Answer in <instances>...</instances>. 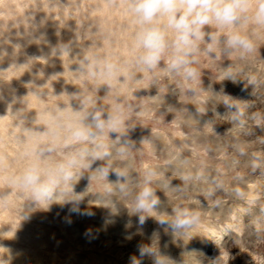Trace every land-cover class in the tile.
I'll return each mask as SVG.
<instances>
[{
	"label": "rangeland",
	"instance_id": "374dc122",
	"mask_svg": "<svg viewBox=\"0 0 264 264\" xmlns=\"http://www.w3.org/2000/svg\"><path fill=\"white\" fill-rule=\"evenodd\" d=\"M127 2L0 0V257L9 264H131L156 231L158 253L173 264H264V25L249 11L235 27L206 26L216 40L200 43L192 65L198 76L184 79L165 70L167 57L154 71L133 64L136 25ZM248 2L254 10L258 0ZM232 31L254 50L228 47ZM109 63L119 69L112 76ZM89 99L106 115L117 106L124 113L120 141L106 134L104 142L113 169L127 171L119 183L129 195L114 171L91 178L107 164L96 161L74 186L84 197L81 212L94 215L70 213L71 205L43 210L11 177L31 162L47 116L78 111ZM79 147L61 144L45 163ZM149 171L159 204L136 234L138 217L129 213ZM113 204L115 216L106 207ZM177 209L199 219L173 233L158 218L172 220Z\"/></svg>",
	"mask_w": 264,
	"mask_h": 264
},
{
	"label": "clouds",
	"instance_id": "9594fccd",
	"mask_svg": "<svg viewBox=\"0 0 264 264\" xmlns=\"http://www.w3.org/2000/svg\"><path fill=\"white\" fill-rule=\"evenodd\" d=\"M125 11L136 25L133 34V49L136 53L133 64L141 71H154L167 57L165 70L184 79H196L198 76L197 69L192 65L197 62L200 43L206 36L212 41L216 40L215 35L205 32L206 26L215 24L218 28L235 27L242 20L249 19V11H252V19L256 24L264 25V0H258L254 10L248 0H128ZM225 43L230 48H241L247 52L254 50L252 41L237 31L229 32ZM118 71L116 65H107V75L112 76ZM46 123L47 128L36 133L44 139L33 149L31 162L21 173L11 177L12 183L31 194L35 206L50 210L54 204L71 205L70 213L94 215L90 209L81 212L79 205L84 197L74 191V186L83 170L90 169L96 161H107V164L98 167L91 178L105 179L110 171H114L119 190L125 196L129 195L128 184L119 183L126 179L127 171L113 169V153L104 142L106 134H119L115 136L119 142L125 132V118L120 106L106 115L89 99L78 111L60 109L55 114H49ZM61 144L80 147L63 160L46 164L49 155ZM126 155V147H120L116 152L118 158ZM154 176L156 173L149 171L143 186L133 197L129 215L138 217L136 234L142 232V227L150 216L156 215L159 200L149 186ZM106 207H110V215L119 214V209L114 204ZM198 219L199 213L177 209L174 219L159 217L158 223L167 225L176 233L192 227ZM125 227L132 228V221L129 220ZM132 235L129 234L126 238L131 239ZM150 239V243L138 245L139 258L131 257V264H140L144 257L150 258L152 264H173L169 257L158 253L155 247L158 232L154 231ZM0 264H9V261L0 257Z\"/></svg>",
	"mask_w": 264,
	"mask_h": 264
}]
</instances>
